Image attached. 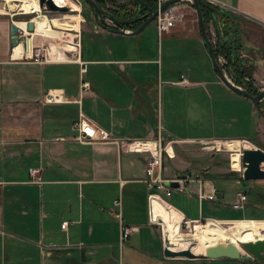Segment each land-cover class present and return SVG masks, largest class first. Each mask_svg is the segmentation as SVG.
Instances as JSON below:
<instances>
[{
    "label": "crops",
    "instance_id": "obj_1",
    "mask_svg": "<svg viewBox=\"0 0 264 264\" xmlns=\"http://www.w3.org/2000/svg\"><path fill=\"white\" fill-rule=\"evenodd\" d=\"M219 1V11L230 15L231 35L238 39L239 56L251 78L264 82V0ZM0 4L12 14H23L38 10L39 0ZM91 12L85 30L83 23L81 29L73 28L80 29L75 58H65L64 50L42 62L23 56L31 53V37L12 49L14 19L0 13V264H264L256 257L163 254L164 242L178 246L195 242V252H204L202 221L264 223L260 217L264 178H245L229 165L228 149L209 143L215 138L245 139L264 150V98L253 102L230 88L211 58L124 55L122 50L135 33L117 31L104 17L100 23V14L95 17ZM38 18L42 33L55 37L51 20ZM57 20L52 21L54 27H65ZM27 21L16 24L25 29ZM181 32L194 37L199 49L208 50L197 13L190 8L184 21L161 35ZM78 58L85 62V71ZM49 88L62 89L66 100L43 101ZM79 111L119 138L152 139L160 118L166 134L181 139L171 141L173 154L164 157L163 175L199 172L208 196L195 195V181L189 182L193 193L173 191L168 197L151 193L144 181L148 152L98 139L87 143L72 139L71 123ZM260 166L264 168V163ZM30 167L37 168L40 181ZM117 198L122 221L133 226L123 241L113 213ZM185 217L199 220L193 232L179 228L177 220ZM63 221L68 222L64 228ZM206 238L241 244L214 223L207 227Z\"/></svg>",
    "mask_w": 264,
    "mask_h": 264
},
{
    "label": "built area",
    "instance_id": "obj_2",
    "mask_svg": "<svg viewBox=\"0 0 264 264\" xmlns=\"http://www.w3.org/2000/svg\"><path fill=\"white\" fill-rule=\"evenodd\" d=\"M76 2L77 4H81V0H72ZM127 0H116V2H123ZM168 0H154L155 2V9L156 14L153 18L154 25L157 29V32L159 35H161L163 32L169 31L174 25L184 21L187 17V9H191L193 12H196V9L193 4V0H173L170 3L163 6V4ZM213 5H219L221 2L219 0H205ZM70 5H66V8L70 9ZM101 7L106 10V8H117V4L110 1V0H103ZM77 12H80V9L77 10ZM107 22L110 21L107 17H104ZM29 20V19H26ZM84 20V18L82 19ZM219 25V24H218ZM27 27V25H26ZM28 30V29H27ZM126 30H131V28H127ZM210 38L212 43H215L217 39V29L212 20H210ZM219 31L220 34L223 35V31L221 26L219 25ZM31 31L28 30L26 32L25 29L19 28L17 32L18 37H25L30 33ZM37 35V34H35ZM14 46V45H13ZM12 46V48H13ZM27 57V56H26ZM30 58L36 62H42L44 59L47 58V55L45 56L44 49L38 45V43L33 42L31 46V53ZM217 61L219 64L223 61L225 58L222 54H218L216 56ZM80 69L81 71H85V62L81 60L80 58ZM224 71V70H223ZM225 73V72H224ZM226 74V73H225ZM227 75V74H226ZM181 81L186 82L187 77L184 74H181ZM83 85L87 87V82H83ZM43 101L48 102H59L66 100L65 93L60 88H49L43 93L42 97ZM71 127L74 130V134L72 135V139L81 142V143H87L91 142L93 140H103L108 142H115L123 147L128 148L131 151L134 152H148V156L145 159V178L144 181L146 183L147 189L153 193L158 194L160 192H163L166 196H170L173 191H186L188 193H193L189 189V182L195 181L197 184L196 191L194 192L195 195L202 199L208 194L205 193V191L202 188L203 184V178L199 172H185L181 175H178L173 178H166L163 175V161L165 155L172 156L173 151L171 148V141H181L179 138H171L169 135L166 134L164 131V128L160 122V118H158L156 123V133L155 136L152 139H146V138H119L114 136L110 131L107 129L95 124L91 119H89L82 111H79L78 117L74 119L71 123ZM234 139V138H230ZM237 139V138H236ZM217 140L222 139H212L213 141V147L215 149L224 148L220 145H216ZM226 140V139H223ZM240 145L238 148L233 149L229 148V165H231V156L230 154L234 151H238L239 153V166L233 167L236 168L241 174L243 173V170L245 166L242 163V149L243 148H254V146L250 141L245 139H239ZM211 141V140H209ZM204 141V142H209ZM170 146L171 151L168 149ZM30 173L35 177L37 181H40V176H38L37 168L30 167L29 168ZM176 182L175 185L171 184V182ZM214 193V190H212V194ZM240 194V199L244 200L245 196L244 194ZM114 210L113 213L115 217L119 220V226H120V239L121 241L125 240L129 234L132 232L133 226L126 224L122 221V209H121V200L119 198L113 200ZM166 205V204H165ZM158 224L161 228V233L163 235L164 239V232L162 223L159 219ZM179 222V228L185 232L192 231L195 226L194 222H197L199 220L191 219V218H183L180 220H177ZM67 221H63L61 223V227H65L67 224ZM165 244V242H164Z\"/></svg>",
    "mask_w": 264,
    "mask_h": 264
},
{
    "label": "rangeland",
    "instance_id": "obj_3",
    "mask_svg": "<svg viewBox=\"0 0 264 264\" xmlns=\"http://www.w3.org/2000/svg\"><path fill=\"white\" fill-rule=\"evenodd\" d=\"M79 9L81 11V14L84 16V21L81 20V24L83 23V28L85 30V28L89 26V23L92 18L91 7L87 4V2L81 0ZM41 11L43 14L45 13L48 16H54V17H48L51 21L58 22L57 20L58 18L55 16V14L69 12L70 10L68 8L52 9L49 8L48 6H43L41 8ZM9 15L16 21L26 20L34 17L31 14H22L17 12L14 15L11 14ZM44 17L45 16L39 18L37 17V18L38 20L41 21L42 19H44ZM37 18L35 20H37ZM104 20L107 21L106 19ZM81 24H80V29H81ZM209 26H210V22H209ZM59 31H60L59 35L56 38L44 37L37 34L34 36L33 42L38 43V45H40L44 49L45 56L46 55L52 56L55 55L56 52L58 51L68 50L66 51L67 56L64 57L75 58L76 54L79 53V49H80V43H79L80 30L71 31L68 29L65 30L60 29ZM130 36L131 39H130V43L127 44L128 47L122 50L123 54L128 55L129 57L145 58V57L156 56L157 58H210L208 50L205 49V51H202V49H199L196 39L192 36L184 35V32H181L180 35L167 36V33L166 34L164 33L163 35H159L153 23V20L149 22L147 25H145V27L141 31ZM70 42H78V44H76L77 45L76 48L74 47L75 45L73 44H72L73 47H66L67 45L65 44L66 43L70 44ZM86 46L87 44L84 43V49H86ZM224 62H226V58L223 59L220 65L224 70V72L227 74V76L231 79V81H233V78L223 68ZM244 80L245 81L251 80L252 85L255 86L258 91L264 89V82L256 83L255 79L249 78V76H245ZM238 85L243 87L242 84H238ZM209 143L213 144V142H209ZM260 217H264V216H260ZM201 227L204 228L201 236V238H203L204 240V243L205 244L215 243L214 240H209L206 238V232L208 227L206 221H202V226H200V228ZM229 227L231 226H227L225 228L228 229ZM240 246H241V251L245 252L246 249L242 245V243L240 244Z\"/></svg>",
    "mask_w": 264,
    "mask_h": 264
},
{
    "label": "water",
    "instance_id": "obj_4",
    "mask_svg": "<svg viewBox=\"0 0 264 264\" xmlns=\"http://www.w3.org/2000/svg\"><path fill=\"white\" fill-rule=\"evenodd\" d=\"M87 2V4L91 7L95 17L98 16V14L103 15L104 17H107L110 21L115 22V19L112 15H110L105 9H103L96 0H84ZM173 0L166 1L163 6L170 3ZM200 0H193L194 7L196 9L197 13V21H198V27L201 33V36L204 40V42L207 44L208 53L211 58V62L215 70L218 72V75L221 79H223L226 84L238 92H241L245 96L249 97L253 102H258L264 97V89L260 90L256 94H251L247 92L243 87L236 84L235 82L231 81V79L224 73L221 65L217 61V58L214 54L212 41L207 33V30L204 25L203 21V14L200 9L199 5ZM40 5L48 6L52 9H65L66 6L57 5L53 0H39ZM156 14V11H153L150 16H148L137 28H132L131 30H126L129 27L123 26L117 29V31L121 33H138L141 31L145 25H147L149 22H151ZM34 23L29 19L27 22V29L33 30ZM19 30V27L17 24H15L14 20L11 23V34H12V40H11V46H13L18 41L17 32ZM242 163L245 166L243 170V176L245 178H264V168H261L260 163L264 160V150H262L259 147L254 148H243L242 149ZM171 184L175 185L176 182L172 181ZM242 245L245 247V252H241V247H239L237 244L232 242H227L225 244L222 243H215L210 244L205 247V251L201 253H195L190 248H180V249H174L170 246L164 244L163 246V254L165 256H187V257H229V258H239V259H250L252 257H256L258 259L264 260V238H257L255 240H248L245 242H242Z\"/></svg>",
    "mask_w": 264,
    "mask_h": 264
},
{
    "label": "trees",
    "instance_id": "obj_5",
    "mask_svg": "<svg viewBox=\"0 0 264 264\" xmlns=\"http://www.w3.org/2000/svg\"><path fill=\"white\" fill-rule=\"evenodd\" d=\"M98 4L102 5L103 0H96ZM117 4V8H106V11L112 15L115 19L114 27L120 28L123 26L133 27L134 29L140 26V24L152 14L155 9L154 0H127L123 2H116V0H110ZM200 9L203 14V21L207 33L209 31V21L212 20L217 29V39L215 43H212L215 56L223 54L226 58V62L223 63V68L233 78V81L237 84H242L243 88L251 93L256 94L259 91L252 85L251 80L245 81L244 77L249 76L251 78V72L246 68L244 58L239 56V42L235 34L231 35L232 25L230 24V15L224 11H219L216 5H213L205 0H200ZM98 19L100 23L104 24L103 15ZM221 23L223 35L220 34L218 22ZM106 25V24H105ZM207 46V44L205 43Z\"/></svg>",
    "mask_w": 264,
    "mask_h": 264
},
{
    "label": "bare ground",
    "instance_id": "obj_6",
    "mask_svg": "<svg viewBox=\"0 0 264 264\" xmlns=\"http://www.w3.org/2000/svg\"><path fill=\"white\" fill-rule=\"evenodd\" d=\"M53 1L59 6H62V5L66 6L67 4L71 6L70 7L71 10L69 12L55 14V16L62 21V26H65V27L56 28V27H54L53 22L50 21V23H51L50 27L55 30L56 34L52 33L53 31H49V32L52 33L55 37H51V35L42 33L41 27L37 24L35 19L37 17H42V16H47V17H54V16H48L45 13L43 14L41 11L42 6L39 3L38 10L32 11L31 13H23V14H31L32 16H34V17L30 18V20L34 23V28L30 32L32 34H28L25 37H19L18 38V41L14 44V46L12 48L13 50H14L15 46L20 42L21 39L27 40V38H29V37H31V39L34 38V36H35L34 32L40 33L41 35H44L46 37L56 38L59 35L60 29H64V30L68 29L71 31H77L76 29H73V28H77L81 24V20L84 18V16L80 12H77V10L79 9V5L72 0H53ZM0 13H7L8 14L10 12H9V9L6 5L0 4ZM10 14L14 15L12 13H10ZM80 17H83V18L79 22ZM16 23L17 22L15 21V24ZM25 24L26 23H24L23 27L25 26ZM68 26H70V27H68ZM25 29L27 32L28 31L27 27ZM72 44L75 45L74 47H76L77 46L76 44H78V42H70V45L68 43H66L65 45L73 47ZM23 56H30V54H25ZM240 142L241 141L239 139H226V140H217L215 144L220 145L221 147H224L226 149H229V148L236 149L239 147ZM168 149L169 150L171 149L170 146L168 147ZM230 156H231V165L233 167L237 168L239 166V153H238V151L232 152L230 154ZM262 162L264 163V160ZM257 221L258 220H249V219L237 220V221H233V222H226V221H220V220H208L207 225L209 226L210 223H214V224L219 225V226L224 227V228L227 226H231L228 229L225 228L226 231L230 235H232L236 241H238L239 243H242V242H245L248 240H255L257 238H264V223L263 222H257ZM194 229H196V228H194ZM190 232H193V230ZM220 243L225 244L223 242H220ZM210 244H215V243H207L205 245V247L207 245H210ZM167 245L170 246L171 248H174V249H180V248L188 247L193 252H195L196 248H198L197 243H195V242L184 243V244H182L183 246H178L177 244L176 245L175 244L174 245L173 244H167ZM238 246L241 247L240 245H238Z\"/></svg>",
    "mask_w": 264,
    "mask_h": 264
},
{
    "label": "flooded vegetation",
    "instance_id": "obj_7",
    "mask_svg": "<svg viewBox=\"0 0 264 264\" xmlns=\"http://www.w3.org/2000/svg\"><path fill=\"white\" fill-rule=\"evenodd\" d=\"M102 3V2H101ZM100 5V4H99ZM101 6V5H100Z\"/></svg>",
    "mask_w": 264,
    "mask_h": 264
}]
</instances>
